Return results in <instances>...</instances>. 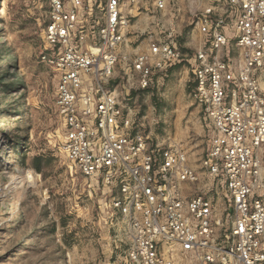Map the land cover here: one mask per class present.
Listing matches in <instances>:
<instances>
[{
	"label": "built area",
	"instance_id": "obj_1",
	"mask_svg": "<svg viewBox=\"0 0 264 264\" xmlns=\"http://www.w3.org/2000/svg\"><path fill=\"white\" fill-rule=\"evenodd\" d=\"M173 1L46 0L49 52L41 59L58 76L62 151L100 186L126 245V264H264V0H208L194 15L211 26L191 56L193 98L208 144L200 164L224 183L227 226L212 198L186 191L198 173L185 149L150 144L134 108L122 104L127 95L111 83L119 66L128 88L144 90L158 72L183 61L163 21L155 33L135 27L142 13L163 12ZM206 15H215V24ZM130 28L136 47L146 40L133 54L124 49ZM228 37L238 54L234 71Z\"/></svg>",
	"mask_w": 264,
	"mask_h": 264
},
{
	"label": "rangeland",
	"instance_id": "obj_2",
	"mask_svg": "<svg viewBox=\"0 0 264 264\" xmlns=\"http://www.w3.org/2000/svg\"><path fill=\"white\" fill-rule=\"evenodd\" d=\"M208 4L174 0L165 11L143 17L154 28L163 21L179 50L189 52L200 46L197 39L211 35V26L194 17ZM204 17L215 24V15ZM46 19V0H0V264H126V245L117 236L100 186L85 179L62 151L64 123L55 106L58 76L41 59L49 52L42 34ZM136 39L130 28L127 42L135 45ZM227 40L225 53L234 71L237 49L232 38ZM182 67H173L168 76L157 73L147 89L129 88L122 104L134 108L133 118L150 144L185 149L198 173L186 191L212 198L217 219L227 226L229 197L224 183L201 167L206 128L193 98L190 67L186 85L179 71L188 65ZM116 72L123 77L119 66Z\"/></svg>",
	"mask_w": 264,
	"mask_h": 264
},
{
	"label": "crops",
	"instance_id": "obj_3",
	"mask_svg": "<svg viewBox=\"0 0 264 264\" xmlns=\"http://www.w3.org/2000/svg\"><path fill=\"white\" fill-rule=\"evenodd\" d=\"M143 16H146V17L148 16L149 17V12H146V13L144 12V13L141 14V16L139 17V25L137 24V25H135V27H140V25H141L143 28H148L150 30V32L155 33V31H156V25H155V28H154L152 25H150L149 18H145ZM202 41H203V39L201 40V38H200V40L197 39V41H196L195 44L201 45ZM130 43H132V42H127V40H126L127 46H125V48H124L125 51L127 53H129V54H133V53H135L138 50H144L145 47H146V40H144L138 47H136L137 44H135V45L131 44L130 45ZM197 48H199V46H195L194 47V50L193 51H189V52L185 48H184V50H180L182 52V54L184 55V57H185L183 59V61L181 63H177V64H174V65H170L167 68H165L163 71H161V72H163V75L168 76L167 74L171 70H173V67L176 68V66H177L179 68H183L182 66H186V64H187L188 65V68H186L185 70H180L179 71L180 72V75L182 76L181 77L182 78V81H183L184 85H186V83H188L189 82V79H190V75H189V70L188 69H189V67L191 69V63H192L191 56L193 55V53L195 52V49H197ZM161 72H158V73H161ZM156 76H157V74L154 75L153 79L157 80L156 79L157 78ZM112 82H113V84L120 82L118 85H114V86L117 89H118V86H122V88H124L123 89L124 92L121 91L122 96L123 97L126 96V95L129 96V93H128L129 92V88L128 87L126 88L127 85L124 84V82H125L124 77H120L119 78L118 73H116V77L112 80ZM171 145H173V144H171Z\"/></svg>",
	"mask_w": 264,
	"mask_h": 264
}]
</instances>
